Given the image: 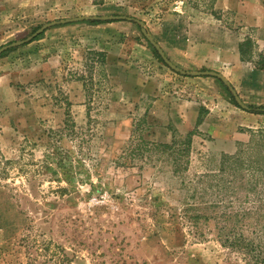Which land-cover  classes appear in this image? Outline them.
I'll return each instance as SVG.
<instances>
[{"label": "rangeland", "instance_id": "374dc122", "mask_svg": "<svg viewBox=\"0 0 264 264\" xmlns=\"http://www.w3.org/2000/svg\"><path fill=\"white\" fill-rule=\"evenodd\" d=\"M216 1L105 0L97 5L93 0H0V47L30 38L54 21L129 16L144 23L173 63L160 35L175 43L211 14L228 32L240 31L232 12L214 10ZM141 29L129 20L53 25L0 54V264H241L211 228H205L204 237L186 227L174 231L163 218L156 222L153 206L143 199L148 185L178 183L169 166L160 175L155 166L140 168L139 156L131 159L129 150L143 139L172 142L159 141L156 125L148 120L155 97L144 96L138 105L142 85L148 77L169 75L174 78L168 90L176 85L196 89L194 81L201 76L161 62ZM249 35L241 42L243 60L256 52ZM106 49L112 52V78L96 53ZM259 61L264 64V58ZM173 65L187 72L214 71ZM206 77L212 83L203 84L204 90L233 110H223V121L213 123L220 129L218 137L195 130L187 181L217 171L223 153H236L264 130V114L232 103L237 101L230 87ZM127 91L132 94L124 95ZM242 101L264 109V104ZM257 153L264 159V143ZM141 175L144 185L136 189Z\"/></svg>", "mask_w": 264, "mask_h": 264}, {"label": "trees", "instance_id": "16d2710c", "mask_svg": "<svg viewBox=\"0 0 264 264\" xmlns=\"http://www.w3.org/2000/svg\"><path fill=\"white\" fill-rule=\"evenodd\" d=\"M104 1L93 0L97 5H103ZM84 22L97 25L115 20ZM153 50L164 63L154 47ZM96 53L102 56L101 63L105 65L107 54ZM240 53L242 56L246 53L244 43L240 44ZM260 68L264 69V64ZM231 101L238 105L235 100ZM249 112L264 114V109L252 106ZM203 113L202 107L196 128L185 136L171 127V143L143 139L137 147L129 150L132 160L136 156L141 158L142 169L155 166L159 169L157 174L162 175L166 173L164 167L169 166L172 178L178 183L162 188L148 185L149 195L143 199L153 206L152 216L156 222L163 218L174 231L186 227L187 231L200 237L206 235L205 228H211L217 241L237 263L264 264V159L257 153L259 145L264 143V130L255 132L250 142L240 146L236 153H223L217 171L187 181L184 173L188 169L195 130L204 119ZM153 152L157 155L152 156ZM142 178L141 175L136 189L144 185Z\"/></svg>", "mask_w": 264, "mask_h": 264}, {"label": "crops", "instance_id": "0c3cea01", "mask_svg": "<svg viewBox=\"0 0 264 264\" xmlns=\"http://www.w3.org/2000/svg\"><path fill=\"white\" fill-rule=\"evenodd\" d=\"M214 10L232 12L241 26L240 31L228 32L222 20L211 14L207 18H201L198 23L206 21L212 24L204 23L199 26L198 23L193 24L191 29L184 32L180 40L175 43L167 40L165 35H160L159 43L173 63L182 67H208L214 71H220L233 84L244 101L264 104V69L260 68L259 61L260 57L264 56L263 0H217ZM247 32L256 43L254 53L256 56L254 55L251 60H243L240 53V43L247 36ZM106 50L105 66L110 73L109 77L112 78L114 77L112 52L111 49ZM173 78L169 75L166 78L163 75L159 78L148 77L138 95V105L144 96L151 94L155 97L148 109V120L156 125V138L161 142H171L173 138L171 127L182 133L195 129L202 107H205L208 112L203 115V122L198 129L218 137L220 129L214 128L213 123L223 121L225 115L223 110H233L231 104L217 97L216 94L213 95L210 91L204 90L203 84L212 83L206 76L197 77L199 81H194V84H198L196 89L195 87L192 89L189 85L188 87L176 85L174 91H170L168 84ZM123 93L124 95L132 94L128 91ZM195 93L196 96L193 95ZM138 105L134 103L135 108Z\"/></svg>", "mask_w": 264, "mask_h": 264}, {"label": "water", "instance_id": "95a60500", "mask_svg": "<svg viewBox=\"0 0 264 264\" xmlns=\"http://www.w3.org/2000/svg\"><path fill=\"white\" fill-rule=\"evenodd\" d=\"M264 1V0H263ZM94 21V20H102V21H107V20H129V21H135L137 23H139L142 26V33L145 35V37L150 41V43L155 47V49L159 52L160 56L162 57V59L165 61V63H167L174 71L180 72L182 74L185 75H189V76H211V77H216V78H220L226 85H228L238 103V105L240 107H242L243 109L249 110L250 108L248 106H246L242 99L240 98V96L238 95V93L236 92L235 89H233L230 85V83L228 82V80L220 73V72H216V71H211V70H206V71H196V72H187V71H183L182 69H180L179 67H177L176 65H173V63L170 61V59L165 55V52L163 51V49L160 47V45L150 37L148 31L144 28V23L136 18H132L129 16H80V17H74V18H70V19H64V20H60V21H54V22H50V23H46L45 25H43L42 27L38 28V30L36 31L35 34H33L30 38L21 40V41H15L12 43H9L7 45H4L2 47H0V54H2L3 52H5L6 50L19 46V45H23L24 43L31 41L32 39H34L36 36L42 34L43 32H45L47 30V28L53 26V25H59V24H68V23H74V22H82V21Z\"/></svg>", "mask_w": 264, "mask_h": 264}]
</instances>
